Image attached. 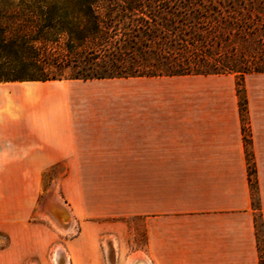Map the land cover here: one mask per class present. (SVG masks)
Listing matches in <instances>:
<instances>
[{
  "label": "crops",
  "instance_id": "obj_1",
  "mask_svg": "<svg viewBox=\"0 0 264 264\" xmlns=\"http://www.w3.org/2000/svg\"><path fill=\"white\" fill-rule=\"evenodd\" d=\"M263 77L247 90L246 134L237 92H186L185 110H169L174 93L165 86L174 78L0 82V234L9 238L0 264H260ZM51 168L137 170L134 183L103 184V197L95 183L85 192L69 177L78 183L71 205L62 201L71 223L59 226L45 205L63 230L80 222L67 240L47 223L31 222L38 196L24 190L19 205L10 202L14 195L1 197V169ZM21 177L27 185L26 170ZM124 192L134 193L133 202L113 207L111 194ZM112 217L142 221L136 234L143 232L146 243L135 251L145 256L129 261L122 245L115 259L103 254V238L127 239V224ZM60 245L64 250L49 259Z\"/></svg>",
  "mask_w": 264,
  "mask_h": 264
},
{
  "label": "trees",
  "instance_id": "obj_2",
  "mask_svg": "<svg viewBox=\"0 0 264 264\" xmlns=\"http://www.w3.org/2000/svg\"><path fill=\"white\" fill-rule=\"evenodd\" d=\"M24 7L0 6L1 83L233 75L243 116L245 79L264 74V0H36ZM249 181L258 209L252 165Z\"/></svg>",
  "mask_w": 264,
  "mask_h": 264
},
{
  "label": "rangeland",
  "instance_id": "obj_3",
  "mask_svg": "<svg viewBox=\"0 0 264 264\" xmlns=\"http://www.w3.org/2000/svg\"><path fill=\"white\" fill-rule=\"evenodd\" d=\"M36 0H9L15 6L25 8L27 4H33ZM8 3V0H0V6H4ZM27 12V9H25ZM58 48V47H57ZM259 78V75H249L246 77L244 82L245 92L247 96V90L250 84H253L255 79ZM264 78V77H263ZM175 82L169 86H165L174 93V105L169 110L183 111L185 110V96L186 92H191L192 96L195 91H203L204 93L213 91H222L226 96L229 94L231 96L236 95L237 92V79L233 75L226 76H213V77H186V78H174ZM66 81V80H64ZM199 81V82H198ZM129 89L134 90V86H130ZM204 94V95H206ZM239 101V98H238ZM193 110L195 109L194 99L192 102ZM230 109V107H228ZM240 109V108H239ZM226 110V109H225ZM231 110V109H230ZM243 124L247 125V115L242 116ZM27 171V185L22 182V172ZM137 169L127 168V169H61V168H51V169H1V175L5 174L7 178H1V197L6 194L10 196L14 195L15 199L10 200V202H15L19 205L22 201L20 200V195H23L24 190L29 192L33 197L38 196L35 202V211L31 217L32 223L45 222L49 226L53 227L56 231L60 233L62 238L71 239L79 233L80 222L75 224L71 230H63L60 228L49 216L45 208L46 203L51 202V199L56 198L59 201H64L66 204H70V195L73 194L77 184L67 183L69 177H74L80 185H83L84 191H87L88 182H93L96 184L97 194L103 197V184L118 185L120 180L134 183L135 173ZM41 172V174H40ZM9 176V178H8ZM99 185V186H98ZM27 186V188H26ZM111 198L113 200V207L122 205H130L134 200V193L124 192L122 194L112 193ZM35 199V198H33ZM55 199V200H56ZM70 199V201H69ZM122 202V203H121ZM63 203V202H62ZM52 204V203H51ZM64 204V203H63ZM64 213L68 220L64 222L66 224L70 223L69 208L65 205ZM68 214V216H67ZM64 216V215H63ZM111 222L123 221L127 224L128 232L127 239L122 241L113 240L111 238H103L102 240V251L103 254L108 258H116L117 255L121 256V251L126 259L131 260L132 257L137 256V254H142V252H136L146 243V237L143 232H138L136 234V229H139L143 223L141 220H137L132 217H112ZM64 227V226H62ZM9 245V238L5 234H0V249H5ZM122 245V250L120 246ZM123 246H130V250L125 252ZM63 249V246L55 247L49 253V259H54L57 250ZM121 250V251H120ZM124 251V252H123ZM63 253V252H62ZM145 256V255H143Z\"/></svg>",
  "mask_w": 264,
  "mask_h": 264
},
{
  "label": "bare ground",
  "instance_id": "obj_4",
  "mask_svg": "<svg viewBox=\"0 0 264 264\" xmlns=\"http://www.w3.org/2000/svg\"><path fill=\"white\" fill-rule=\"evenodd\" d=\"M51 199V202L47 203V210L49 211V214L51 215V217L53 218V220L59 225V226H64L66 227L67 225H69L70 223L66 224L64 221L68 220L66 217V214L64 213L65 208H63V206H65V204H63L61 201L59 200H55ZM52 203V204H51ZM64 215V216H63ZM68 216V214H67ZM140 264H144L141 263Z\"/></svg>",
  "mask_w": 264,
  "mask_h": 264
},
{
  "label": "built area",
  "instance_id": "obj_5",
  "mask_svg": "<svg viewBox=\"0 0 264 264\" xmlns=\"http://www.w3.org/2000/svg\"><path fill=\"white\" fill-rule=\"evenodd\" d=\"M136 261H134V263H135ZM146 264V263H145ZM147 264H149L148 262H147Z\"/></svg>",
  "mask_w": 264,
  "mask_h": 264
}]
</instances>
